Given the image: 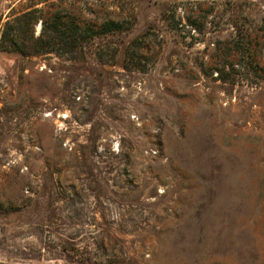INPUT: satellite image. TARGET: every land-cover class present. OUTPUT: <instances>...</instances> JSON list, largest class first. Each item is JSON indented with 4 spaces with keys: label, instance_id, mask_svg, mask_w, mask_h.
Instances as JSON below:
<instances>
[{
    "label": "rangeland",
    "instance_id": "374dc122",
    "mask_svg": "<svg viewBox=\"0 0 264 264\" xmlns=\"http://www.w3.org/2000/svg\"><path fill=\"white\" fill-rule=\"evenodd\" d=\"M33 7L90 27L0 49V264H264V0H0V32Z\"/></svg>",
    "mask_w": 264,
    "mask_h": 264
},
{
    "label": "trees",
    "instance_id": "16d2710c",
    "mask_svg": "<svg viewBox=\"0 0 264 264\" xmlns=\"http://www.w3.org/2000/svg\"><path fill=\"white\" fill-rule=\"evenodd\" d=\"M42 9L33 7L6 19L0 32V49L18 52L21 55L53 54L66 55L74 59L76 49L83 45L84 39L88 37L82 34V30L89 28L90 24L82 21L77 15L70 16V11L65 10L61 13L60 8L55 10L46 8L45 13H42ZM37 20L42 24L43 31L34 36V25ZM261 22L264 26V16ZM104 25L105 22H102L99 26ZM46 30L50 31V34L45 33ZM55 45L61 47L63 51L68 49V52L66 54L55 52Z\"/></svg>",
    "mask_w": 264,
    "mask_h": 264
}]
</instances>
